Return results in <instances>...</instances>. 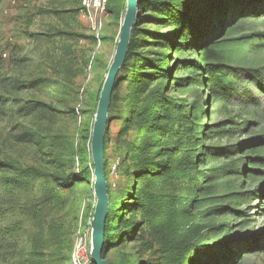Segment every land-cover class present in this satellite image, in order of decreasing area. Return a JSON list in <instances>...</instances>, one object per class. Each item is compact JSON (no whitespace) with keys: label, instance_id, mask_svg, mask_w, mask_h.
<instances>
[{"label":"rangeland","instance_id":"obj_1","mask_svg":"<svg viewBox=\"0 0 264 264\" xmlns=\"http://www.w3.org/2000/svg\"><path fill=\"white\" fill-rule=\"evenodd\" d=\"M227 1V16L212 35L209 48L224 64L257 72V79L230 75L221 86L233 87L240 94L248 91L255 102L209 87L201 46L193 48L188 42L187 48H173L166 62L169 77L162 100L171 102L170 108L177 105L192 113L193 135L200 139L192 171L199 190L185 193L188 180L180 183L161 172L167 151H159L154 165H136L131 150L141 145L144 131L133 126L120 135L133 89L132 63L129 72L123 73L126 81L111 95L105 174L112 205L131 204L136 196L144 199V193L193 199L189 213L196 215L201 234L195 242L201 247L193 252L192 264L204 261L206 251L210 257L225 248L233 254L231 264H264V0L245 5L244 0ZM80 4L81 0H2L0 4V92L8 99L0 120V160L12 158L22 166L41 167L60 177L81 174L80 182L65 189L46 177L18 179L0 167V264H25L32 237L41 228L47 239L46 264H73L76 233L92 219L96 199L91 131L126 0H108L100 44L79 14ZM248 9H255L257 15ZM150 29L169 31L165 26ZM196 29L197 35L203 32L205 36L209 28L200 24ZM197 64L198 71L192 68ZM16 81L37 84L18 90ZM157 113L163 124L165 104ZM150 134L145 140L156 137L162 147L166 145L159 132ZM116 214L114 210L113 217ZM123 217H130L128 209ZM118 219L119 214L110 225L116 239L120 237L114 228ZM139 219L138 215L135 223ZM176 225L151 220L127 238L123 234L116 243L105 245L106 262L166 264L177 238ZM249 244L255 247L248 248Z\"/></svg>","mask_w":264,"mask_h":264},{"label":"trees","instance_id":"obj_2","mask_svg":"<svg viewBox=\"0 0 264 264\" xmlns=\"http://www.w3.org/2000/svg\"><path fill=\"white\" fill-rule=\"evenodd\" d=\"M253 1L261 0H244L242 3L245 5V3ZM227 2V0H138L137 20L131 30L126 60L116 77L114 85L115 88L120 82L126 81L123 73L129 72L126 70L132 63L130 82L133 85V89L127 99L129 102L128 118L123 123L120 135L127 134L133 126L138 131H144L141 145L137 149L133 145L131 150L136 165L139 168L145 165H154L152 160L159 154V151H167L164 163L160 164L161 172L174 176L180 183L182 180H188V189H185V193L188 194L199 190L192 171L196 169V150L194 148L200 139L193 135L195 120L192 113L178 109L177 105L170 108L172 103H165L162 100L164 83L169 77L166 62L173 48H187L188 42L191 43L190 46L193 48L201 46L200 51L203 52L204 62L202 69L204 70L207 84L212 89L220 88L224 91L225 96L228 97L240 94L233 87L228 88L225 86V88H221L224 84L223 80L228 76L231 75L236 79L240 78V75L259 78L256 71L224 64L217 54L209 48L212 35L217 32L223 23L222 18L227 16ZM248 11L249 14L257 15L255 9H248ZM208 14L210 15L209 17ZM200 24H205L209 28L205 36L203 32L198 33L199 35L195 33V31L197 32L196 28ZM153 25L156 27L165 26L169 31L165 33L152 31L150 28ZM199 39H201V42H197L199 43L197 44L196 41H199ZM152 47H155V51H152ZM1 65L2 60L0 57ZM192 68L197 71L201 69L199 64ZM36 84V81L28 83L16 81L14 88L18 90L32 88ZM239 96L255 102L253 95L248 91H243ZM7 102L8 99L0 92V120L5 115L4 108ZM162 104L166 106V115L162 117L164 119L163 124L160 123L161 116L157 113V108L161 107ZM88 131L89 125L87 124L85 132L87 133ZM151 132L155 134L159 132L166 145L162 147L159 138L156 137L152 140H145V136L147 134L151 135ZM105 147L104 134V154ZM193 154L194 157L192 156ZM0 167L12 171L18 179L28 180L34 177H46L58 187L65 189L81 181L80 173L60 177L45 171L41 167L22 166L12 158L0 160ZM108 195L109 208L105 223L104 248L108 242L116 243L119 241L123 234L124 238H127L139 226L141 227L151 220L172 221L177 224V230L174 231L177 238L173 240L172 254L166 264H192L193 252H196L201 247L195 242L201 234L199 225L195 223L196 215L189 213V207L193 199L186 195L180 197L144 193V199L136 196L131 204L119 202L117 205H112L109 190ZM115 206H118V208L114 209ZM127 209L130 217L125 219L123 214ZM114 210L119 214V219L114 227L115 232L120 236L117 239L110 230L111 222H115L117 218V214L113 217ZM138 215L140 219L138 223H135V218ZM45 245H47V239L45 238L44 228H41L32 237L30 251L25 264H46ZM252 247H255V245L249 244L248 248ZM208 253L206 251L207 258L199 264H228L233 258V254L228 248H225V251H218L210 257Z\"/></svg>","mask_w":264,"mask_h":264},{"label":"water","instance_id":"obj_3","mask_svg":"<svg viewBox=\"0 0 264 264\" xmlns=\"http://www.w3.org/2000/svg\"><path fill=\"white\" fill-rule=\"evenodd\" d=\"M137 7L138 0H126V9L120 27L118 42L100 91L92 125L90 153L94 176L93 192L96 199L91 221L90 236V258L93 264H108L103 254L105 223L109 208L108 184L105 179L104 134L116 77L125 63L131 30L137 20Z\"/></svg>","mask_w":264,"mask_h":264},{"label":"built area","instance_id":"obj_4","mask_svg":"<svg viewBox=\"0 0 264 264\" xmlns=\"http://www.w3.org/2000/svg\"><path fill=\"white\" fill-rule=\"evenodd\" d=\"M108 0H81L79 14L87 21L93 32L95 39L100 44V35L103 27V17L106 11ZM91 218L83 229L76 233L75 242L72 249L73 264H91L88 259V244L90 242ZM91 250V248H90Z\"/></svg>","mask_w":264,"mask_h":264}]
</instances>
